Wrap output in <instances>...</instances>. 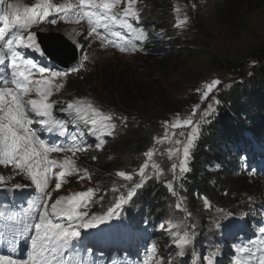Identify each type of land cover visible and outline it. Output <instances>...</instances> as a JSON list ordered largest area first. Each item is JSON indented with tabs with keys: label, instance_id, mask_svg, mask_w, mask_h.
Segmentation results:
<instances>
[{
	"label": "snow or ice",
	"instance_id": "1",
	"mask_svg": "<svg viewBox=\"0 0 264 264\" xmlns=\"http://www.w3.org/2000/svg\"><path fill=\"white\" fill-rule=\"evenodd\" d=\"M136 4L137 0H78L77 7L73 4L58 5L53 0H39L32 5L0 0V166L17 176L27 177L30 181V184L17 183L8 187L5 176L0 175V185H5L4 190L10 192H22L30 186H34L35 190V195L28 201L29 211L23 216L11 211H0V246H6L9 253L0 252V264H96L94 259H88L94 255L90 230L102 233L104 229L101 226L111 227L113 220L121 219L125 205L153 178L148 175L147 169L152 168L157 177L163 174L159 164H149L148 161L155 154L153 150H149L144 154L145 162L136 173L139 181L128 187L126 193L119 195L106 210H82L97 204L104 207L103 201L107 193L96 198L97 189L92 187L86 191L54 198L53 192H59L67 178L73 174L82 171L83 175L78 176L79 180H91L92 177L89 170L80 169L75 160L68 157L50 158V154L72 152L74 155L75 152L86 151L91 146L87 142V136L94 137L95 147L99 150L105 143L103 137L111 136L116 131L117 125L113 121L119 119L126 124L127 117L105 113L89 98H76L59 109L68 118H59L54 114L59 101L51 99L55 92L64 87L57 81L63 80L70 73H79L85 68V62L90 61V57L85 54L76 65L59 70L41 66L36 60L28 58L23 51L32 50L44 55L37 41V33L32 28L34 25H41L43 21L56 25L57 19H48L55 13L66 23L78 25L82 21L87 22L88 28L85 31L72 29L73 33L78 32L76 44L81 50L89 47L94 40L101 48L115 45L121 53L135 52L137 44L129 36L140 42L148 39L146 30L137 26L140 24L141 12ZM121 5L124 6L121 8ZM174 11L178 12L180 9L174 8ZM188 19L185 15L174 27H183ZM113 28L124 29L128 36ZM80 39L88 40V44H80ZM37 76L40 78H36ZM220 84L219 79H213L205 82L203 89L197 88L201 102L208 100ZM32 95L37 98L26 99ZM220 103L219 99L213 98V103L207 105L198 119L200 104L192 107L187 118L164 122L165 135L156 138L158 142L168 138L169 127L189 129L187 134L183 131L180 133L185 137L184 140L175 141V144L182 145V149H166L169 159L173 153H182L179 163L171 165L173 179L165 181V187L172 196L177 195L176 184L182 183L192 171V150L200 136L202 125L212 122V117L217 114L216 106ZM70 125L81 128V131L71 136L70 145L50 143L42 138L43 133L66 137ZM240 159L245 171L254 174L256 170L248 168L247 156L242 155ZM55 169L59 171H54ZM116 174L125 181L131 182L134 179L132 173L123 170ZM53 181L54 188L50 191ZM111 191L118 193L120 189L112 188ZM197 195L203 201L204 210H211L212 203L209 198ZM175 208L185 212L186 218L176 223L169 222L168 227L160 225L169 241L167 258L159 255L160 250L153 243L147 249L149 258L142 259L139 264H165L166 259L167 264H176L173 257L184 258L189 250H195L199 235L198 225L190 221L192 213L183 206L182 200H178ZM219 211L223 212L222 209ZM231 215L228 214L229 217ZM223 227L219 220L214 221L212 226L213 230L221 233ZM173 228L178 231H173ZM258 236L261 240L260 247L256 246L255 240L233 246V264H264V225L259 226ZM21 242L28 245L24 258L17 256ZM172 248L175 252L171 251ZM237 253L241 258L237 259ZM222 255V248L214 245L202 255L200 264H218ZM191 264H197V261L193 259Z\"/></svg>",
	"mask_w": 264,
	"mask_h": 264
},
{
	"label": "trees",
	"instance_id": "2",
	"mask_svg": "<svg viewBox=\"0 0 264 264\" xmlns=\"http://www.w3.org/2000/svg\"><path fill=\"white\" fill-rule=\"evenodd\" d=\"M145 6V14L140 26L151 33V37L144 42L146 49L151 50V56L161 61L168 58V54L163 56L153 48L155 42L154 34L157 30H166L171 20L168 14V0H141ZM160 1L167 2L161 5V12H157V3ZM214 14L224 24L231 25L238 20H243V16H247L256 9L264 5V0H215ZM147 8V9H146ZM241 15V18H238ZM167 41L173 48L182 49L193 54L197 47H207L210 42L204 33L199 32L195 27H188L178 31H168ZM177 49V51H179ZM182 54V53H181ZM218 55H220L218 53ZM215 55L214 58L218 64H213L214 68L226 69L232 77L237 78L224 88L223 103L217 106V114L212 117L210 124H205L196 146L192 151L190 167L192 171L186 175V178L178 188V195L173 199L165 183L160 180L152 179L138 191V194L125 205L121 219L113 220L111 227L101 226L104 229L107 239H112L113 233L117 230H123L124 234L133 233V237L128 238L125 247L118 253H129L132 259L140 257L142 254V245L148 241L159 247V255L167 258L169 241L166 239V233L160 225L161 214L166 213L163 209L168 199L176 201L180 197V193L184 197L186 209L192 211L199 200L198 195L207 196L212 203L209 211L203 210V215L199 219L190 218V221L200 224L197 231L199 233L195 250H189V254L184 258H175L177 264H189L191 260L200 259L206 252L205 238L206 231L213 230L212 226L220 214L223 218L239 217L243 213L249 212L247 221L251 228L256 231L258 218L255 214L260 211L261 203L260 190L254 185L256 181H249L246 171L240 161V154L247 156V165L249 169H253V163L250 162V153L244 152L243 148L235 147L236 144H246L247 149L251 152H257L256 141L260 139V134L264 128V41L252 48L249 55H245L237 62H226L221 56ZM162 56L161 60H158ZM255 59V63H250V59ZM162 63V62H160ZM103 74L98 84L101 87L100 93L106 103L101 111L105 113H123L122 117H127V122L122 123L119 119H115L117 128L111 140L105 141L103 151L96 156L92 153V147L96 141L94 137L87 136L89 145V153L86 155L88 159L87 167H93L98 180L110 178L112 173L121 170L123 167L127 172L133 174L139 181V176L133 169L136 161L141 156L149 144L147 137L148 127L140 131L137 126L136 116L142 118L149 114V107L156 109L158 119H166L168 115H174L182 112L184 109L194 105L199 101V96L195 90L187 92L185 95H178L169 91L158 77L151 75L149 77H138L141 72H131L121 66H109L101 70ZM129 73V74H128ZM251 73V75H249ZM196 80L190 81V87H194ZM151 102H154V106ZM120 128H124L121 135ZM81 131L77 128L75 133ZM123 138L121 141L120 139ZM130 149L133 158L127 160L125 164H116V155L110 156L114 142ZM96 157V159H93ZM139 164V163H138ZM120 165V166H119ZM119 166V167H118ZM117 167V168H116ZM90 171V170H89ZM100 173L106 175L100 179ZM129 182V181H128ZM134 182V183H135ZM130 183V182H129ZM260 184L259 182H256ZM131 185L133 183H130ZM115 184L106 186L101 184L96 186L99 189V196L105 195L106 201H114L119 195L125 194L126 187L122 186L120 192L111 191L115 188ZM119 187V186H117ZM255 188V189H254ZM262 190V189H261ZM225 192L228 194L225 195ZM110 196V197H109ZM97 197V196H96ZM103 201V208L100 212L106 210L107 202ZM184 206V205H183ZM90 210V207H88ZM229 210H227V209ZM252 210L255 211L253 214ZM90 212H99L93 206ZM222 209L223 212L219 210ZM82 210H87L84 208ZM163 212V213H160ZM232 215L229 217L228 214ZM183 212H178V218L173 219L177 222ZM166 227V225H165ZM175 231L174 229H172ZM143 235V239L135 241L134 235ZM151 235L150 239H147ZM245 239L244 235L239 236L237 240H224L219 243V247L223 250L224 262L233 264V246L240 245ZM134 243V244H133ZM129 244V250L127 245ZM138 249V251H137ZM172 251V249H171ZM173 252V251H172ZM167 264V259L165 260Z\"/></svg>",
	"mask_w": 264,
	"mask_h": 264
},
{
	"label": "rangeland",
	"instance_id": "3",
	"mask_svg": "<svg viewBox=\"0 0 264 264\" xmlns=\"http://www.w3.org/2000/svg\"><path fill=\"white\" fill-rule=\"evenodd\" d=\"M8 2H20L24 5H32L38 3L39 0H8ZM55 4H72V0H58L53 1ZM169 3V12L171 20L169 22L168 28L166 30H157L154 34L155 46L162 56L164 54H168L169 57L161 60L162 56L158 59L161 61H155L152 59H157L156 57L151 56V50L144 48V44H138L137 50L135 52L127 51L121 53L117 48L110 45L104 48H101L100 44L96 41H92L89 47H85L81 50L80 54V61L82 60L83 55H88L90 57V61L85 62V68L82 69L79 73H70L67 77L63 78V80H58L57 83H62L64 87L59 91L55 92L51 99L59 101L56 104L54 109V114L59 116H65V114L61 113L59 109L61 107H65L67 102L76 98H89L94 102L96 107L102 109L106 103L105 99L102 97L100 93L101 87L98 84L100 77L103 76L101 73V69L105 67V69L109 68V66H121L124 69H127L131 72H141L142 74L138 77H149L155 74V77H158L160 82L166 86V88L178 95H185L187 92L191 90H195L197 88L203 89L205 82H210L213 79H219L221 84L218 86L217 90L214 91L212 96L206 101L201 102L200 93L197 92L199 96V101L196 104H200V109L197 112V119L199 118L200 113L207 107L209 103H213V98L219 99L221 101L220 104L223 103V90L226 87H229V84L234 82L237 78L232 77V75L226 69H218L214 68L213 64H218L215 60L214 56L218 55V53L226 62H237L245 55H249V52L252 48L256 47L260 43L264 41V5L262 7L256 9L252 13L247 16H243V20L235 21L232 25L224 24V21L219 20L218 17L214 14V6L217 4L215 0H168ZM166 5L167 2L160 1L157 5V12H161L160 10L163 5ZM162 5V6H161ZM195 5V7H193ZM174 8H179L180 11H174ZM185 15H187L188 22L183 27H174L178 21L183 20ZM241 18V15L238 17ZM188 27H195L199 30V32L204 33L207 36L210 44L207 47H197L193 54L188 53L186 50L183 51L181 48H173L170 46L169 41L166 40L167 32L168 31H178L180 29L188 28ZM75 28L78 32H82L87 30L88 25L86 21H82L80 24H73V23H66V22H58L56 25H49L45 31L48 32H64L75 44L78 40V32L73 33L72 29ZM115 31H120L121 33H127L122 28H113ZM128 34V33H127ZM151 36V34L149 35ZM134 38V37H131ZM129 38V39H131ZM80 44H88V40H79ZM77 45V44H76ZM177 49L179 51H177ZM182 53V54H181ZM71 57L65 59L70 61ZM255 59L251 58L250 63H253ZM162 62V63H160ZM54 69H59V67H55ZM61 70V69H59ZM129 74V73H128ZM47 76V74H45ZM39 77V76H37ZM196 80V84L194 87H190V81ZM27 98H37L35 95H32ZM154 106V102H151ZM190 106L184 109L182 112L174 115H168V117L164 120L162 118L158 119V114L156 109L149 107L150 111L147 116H143L139 118L136 116V123L138 129L143 131L145 127H148L147 137L149 138V144L147 145L146 150L144 153L139 156L138 160L136 161L133 169L137 173L139 167L145 162L146 157L145 153L149 150L154 151V156L149 160V164L156 163L159 164L160 167L163 169V174L160 176H156L155 172L152 168L147 169L148 175L153 177L152 179L160 180L165 183V181H171L173 179V175L171 172V165L173 163H179L181 154L173 153L172 158L169 159V154L166 149L172 148L175 149L180 147L182 149V145L175 144L176 140H184L185 137L181 136L180 133L183 131L186 134L188 133L189 129L187 128H176L171 129L170 127L167 128L168 138L163 140L162 142H158L156 138L164 137L166 131L165 121L174 122L177 118L184 119L187 118L191 114L192 107ZM215 106V105H214ZM217 107V106H216ZM123 113H118V117H122ZM67 118V117H66ZM205 125H202V130L204 129ZM264 130V128H263ZM202 132V131H201ZM121 135L124 133V128H120ZM175 133V134H173ZM201 134V133H200ZM264 134V131H262ZM56 135V134H55ZM114 136H106L103 137L105 141H109ZM200 137V136H199ZM42 138L45 139V136L42 135ZM64 139V138H63ZM123 138L120 139V141ZM47 140V139H45ZM66 141V139H64ZM59 139H52L50 143H58ZM197 143V141H196ZM196 146V145H195ZM195 148V147H194ZM104 147L101 149H96L95 145L92 147V153L96 156L97 154L103 151ZM193 151V150H192ZM89 153V148L86 151H78L75 152L73 155L72 152H65V153H52L50 154V158H58L63 159L65 157L71 158L75 160L76 164L79 166L80 169L87 168L89 173L91 174L92 179H83L79 180L78 176L83 175V172L73 174L71 177H68L66 182L63 184L62 188L59 192H53L54 198L56 196H68L75 192H82L86 191L89 187L97 189V197H99V189L96 187L101 184L109 186L113 183L116 185L115 188H120L125 186L124 190H127L128 187L131 186L130 183L135 182V177L133 181L130 183L125 181L123 178L119 177L115 171L112 173L110 178L102 179L106 175L100 173V179L95 175V170L93 167H87L88 159L86 155ZM110 156L112 154L116 155V164H125L128 159L133 158V154L131 153L130 149H126V147L119 144V141L114 142L112 144V150L109 152ZM242 155L240 154V157ZM241 161V159H240ZM139 163V164H138ZM120 166V165H119ZM118 166V167H119ZM117 168V167H116ZM121 170L127 172V169L123 167ZM119 170V171H121ZM54 171H59V169H55ZM0 175L5 176V181L8 187L17 183L23 184H30V181L27 177L24 176H17L14 173H10L8 169L3 168L0 166ZM150 179V180H152ZM249 181H256L260 184L254 182V185L258 187L257 190L262 189L260 193V198L264 197V179H253L247 178ZM148 180V181H150ZM179 180V174L177 176V181ZM147 181V182H148ZM119 186V187H117ZM5 185H0V211L5 208V211H11L14 213H18L19 215L23 216L29 211L28 201L32 196L35 195L34 186L27 187L22 192H10L4 190ZM181 187V183L176 184V192L178 195V188ZM54 188V181L49 190L51 191ZM255 189V188H254ZM27 190H30L27 192ZM180 197L176 201V196H173L172 200L168 199L163 209H166V213L161 214V221H164V225L166 227L169 226V222L176 223L175 218H178V212L175 208L176 203L178 200H182L184 207L186 208L184 202V197L182 194H179ZM15 197L18 203L16 209L9 207H5V202L7 198ZM110 197V196H109ZM106 201V198L104 199ZM107 207L110 205L112 201H106ZM98 211L100 212V205L97 204L95 206ZM227 209V208H226ZM90 210L91 207H90ZM87 208L86 211H90ZM203 201L199 199L197 205L192 210L194 214H192L193 220L199 219L203 215ZM229 210V209H227ZM175 216L173 219L172 216ZM246 215V214H245ZM247 216V215H246ZM186 218V213L183 212L180 216V220ZM178 220L177 222H179ZM223 225L222 233L215 230H207L206 231V238H205V249H209L214 245L219 246L220 242L228 239L229 232L231 228L234 226V220L230 218H223L220 214L217 216V219ZM200 224H198L199 228ZM182 228V226H181ZM175 231L178 229L173 228ZM162 232V229H161ZM165 233V232H164ZM167 235V234H166ZM166 239L168 237L166 236ZM251 239V236L248 240ZM247 243V242H246ZM245 244V243H244ZM28 245L24 242H21L18 246L19 251L17 253L18 258H24V254L27 250ZM172 251L175 252V249L172 248ZM7 254V253H4ZM194 259V258H193ZM223 255L219 258L218 264H226L224 262ZM196 260V259H195ZM192 261V260H191ZM191 261L189 264H191ZM197 264H200L201 258L196 260ZM139 264V263H138ZM177 264V263H176Z\"/></svg>",
	"mask_w": 264,
	"mask_h": 264
},
{
	"label": "water",
	"instance_id": "4",
	"mask_svg": "<svg viewBox=\"0 0 264 264\" xmlns=\"http://www.w3.org/2000/svg\"><path fill=\"white\" fill-rule=\"evenodd\" d=\"M40 41L43 44L44 49L46 52L52 56L59 59V56L62 55L65 51L72 50L73 52V60L69 63H63L64 66H71L77 64V54L72 49V44L62 35L59 33H41L40 34Z\"/></svg>",
	"mask_w": 264,
	"mask_h": 264
},
{
	"label": "bare ground",
	"instance_id": "5",
	"mask_svg": "<svg viewBox=\"0 0 264 264\" xmlns=\"http://www.w3.org/2000/svg\"><path fill=\"white\" fill-rule=\"evenodd\" d=\"M247 152H250V151H247ZM150 237H151V235H149L147 239H150Z\"/></svg>",
	"mask_w": 264,
	"mask_h": 264
}]
</instances>
